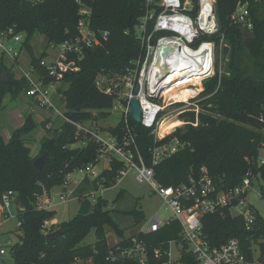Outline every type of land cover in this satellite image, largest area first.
<instances>
[{
    "label": "trees",
    "instance_id": "trees-1",
    "mask_svg": "<svg viewBox=\"0 0 264 264\" xmlns=\"http://www.w3.org/2000/svg\"><path fill=\"white\" fill-rule=\"evenodd\" d=\"M79 1L92 8V27L106 30L109 35L101 45L84 50L79 70L65 73L61 90L66 112L82 122L107 119L114 96L102 92L96 86V79L102 75L123 74L139 60L142 45L135 27L145 13V0H0V30L15 27L16 31L23 32L25 50L41 69L40 61L46 53H35L34 37H44L50 46L76 35ZM239 1L216 0L219 33L214 37L219 48V35L224 34L222 53L228 58L229 72L220 76L217 70L205 81L201 94L205 98L200 102L202 110L198 117L192 111L181 115L187 121L198 120V125L189 123L184 129L178 128L175 134L190 141L191 146L155 166V178L165 186L188 183L191 176L200 174L203 166L221 189L239 185L249 169L255 172L256 179L264 180V164L258 163L260 150L264 148V0L251 3L254 27L250 33L231 18ZM242 51L254 59V66L241 62ZM1 68L8 71L10 80L5 83L0 79V105L4 93L17 95L27 87L24 79L13 77L5 63H1ZM177 120L173 125H177ZM130 121L137 126L132 118ZM38 126L33 114H28L8 140L0 137V200L3 192L14 190L24 204L18 214L22 222L16 229L19 240L9 247L14 264H111L107 260L109 252L116 245H126L131 236H127L114 219L109 202L102 196L91 213L76 214L55 226L54 231L62 229L63 233L52 242L47 241L42 226L56 211L40 207L38 199L62 185L72 170L96 162L98 145L90 142L86 147L72 146L77 142L75 127L65 123L61 130H47L40 139L39 154L33 155L27 136ZM121 126L122 121L108 130L114 133L121 130ZM137 133L140 150L150 164L149 148L155 142V135L142 125ZM45 152L49 153V158L42 169H37L34 160ZM121 167L122 163L115 161L103 171L107 187L116 184ZM97 187V180L86 179L78 192ZM262 189L264 191V186ZM123 194L121 191L119 196ZM254 210L255 220L250 226L242 216L231 215L227 207L207 213L202 217L203 234L213 245L237 237L248 259L257 256L264 262V217ZM122 213L132 216L137 224L146 218L144 211L137 207ZM108 226L119 238L114 245H110L107 238ZM93 229L95 242L82 243ZM181 231V224L174 220L159 231L146 234L148 261L132 259L126 264H162L167 257H155L153 248L166 250L172 240L181 245L180 264H198L182 239Z\"/></svg>",
    "mask_w": 264,
    "mask_h": 264
},
{
    "label": "built area",
    "instance_id": "built-area-1",
    "mask_svg": "<svg viewBox=\"0 0 264 264\" xmlns=\"http://www.w3.org/2000/svg\"><path fill=\"white\" fill-rule=\"evenodd\" d=\"M252 1L258 0H240L231 15L232 20L247 33L254 27ZM79 4L76 35L62 43L48 46L50 50L53 48L56 51L53 58H50L51 54L48 56L45 49L41 50L46 53L40 61L44 73L31 58H24L26 36L23 32L16 31L15 27L0 30V64L13 67L19 78L25 80V93L34 101L33 109L44 113L41 120L44 128L61 130L63 124L70 123L75 127L77 139L72 146L86 147L90 142L98 145L96 162L69 172L65 182L59 185V200L53 197V188L40 197L42 201L39 206L55 211L57 204H67L74 199L81 204L83 200L89 199L94 207L101 196L98 193L109 188L105 184L103 171L119 161L122 167L118 171L116 183L133 171L139 182L149 183L162 197L172 214L163 217L157 211L145 219L138 233L132 235L126 245H116L109 252L107 260L111 264H126L132 259L147 262L149 245L145 235L159 231L174 220L181 224V237L189 245L198 264H264L257 256L248 259L237 237H231L221 245H213L202 231V217L224 207L230 209L231 215L242 216L247 226L254 222L255 210L247 200V194L256 181L252 169H249L239 185L228 189L219 188L205 166L198 176H191L188 183L165 186L155 178L156 165L191 146L190 141L175 134L179 125L161 134L163 121L172 117L171 111L175 107H180L176 109L177 117L189 111L195 112L198 117L201 110L198 103L205 98L201 95L204 83L216 74L218 46L214 36L219 33L216 0H145V13L135 27L142 45L139 60L123 74L113 77L102 75L96 79V86L102 92L114 96V105L109 111H121V130L114 133L103 124L107 123L108 118L82 122L74 120L66 112L65 97L61 90L65 73L79 70L84 50L101 45L109 35L106 30L92 27V8L83 5L81 1ZM219 37L223 43L224 34L221 33ZM168 46L171 48L164 55L163 48ZM176 89L184 90L189 95L181 99L175 93ZM133 98L139 101L142 112L141 121L135 123L150 129L155 135V142L149 148L150 164L140 150L138 128L130 121ZM187 123L197 126L198 120ZM102 160H105V167L98 170ZM258 163L264 164L261 155ZM86 179L97 180L98 187L79 193L78 189ZM18 202L14 190L3 192L0 214L4 220L16 216L17 227H21L18 215L12 212ZM59 223L56 214L46 219L42 226L43 232H53ZM12 244L11 240L5 242L0 234V264H7L4 258L10 254L9 247ZM177 244L176 240H172L169 248L163 250L157 246L153 248V253L157 258L167 257L162 264H180L181 253L175 254L174 251V245Z\"/></svg>",
    "mask_w": 264,
    "mask_h": 264
},
{
    "label": "rangeland",
    "instance_id": "rangeland-1",
    "mask_svg": "<svg viewBox=\"0 0 264 264\" xmlns=\"http://www.w3.org/2000/svg\"><path fill=\"white\" fill-rule=\"evenodd\" d=\"M247 35V34H246ZM247 37V36H246ZM33 46L35 47L38 53L41 52L47 46V41L42 36H35L32 41ZM222 43L220 44L219 48L217 49V59H216V73L219 70V75L222 76L223 74L229 72L228 70V58L224 56L222 53ZM41 49V50H40ZM51 57L56 54L55 49L50 50ZM240 60L241 62L248 63L249 66H254L255 62L254 59L247 55L244 51L240 53ZM11 74L14 78L15 75L17 76V72L13 69V67L7 65ZM2 75V68L0 64V79ZM107 77H110L107 75ZM212 78V77H211ZM205 85V83H204ZM205 88V86H204ZM20 95L15 96L12 92H6L1 97V105H0V137L3 139H8L11 137L10 135V128H12V119L11 116H15L16 111H20L24 118L29 114V111H22L21 105L22 102L20 100ZM204 100V99H203ZM202 101V100H201ZM200 101V102H201ZM200 102L199 107L201 108ZM57 104L62 108L59 102ZM180 107H175L171 111L172 118H167L162 123V132H170L172 128L178 126L179 128H186L187 120L184 118L182 119L180 116H176V109ZM200 110V111H201ZM110 117L107 119V123H103L105 126H116L122 120V114L120 110H111ZM170 114V115H171ZM176 117V118H175ZM177 120V125H173V121ZM42 126L36 127L27 137L30 141V146L32 148L33 155H38L40 152V139L46 133L43 131ZM46 130V129H45ZM264 134V129L262 130ZM260 155L264 157V148L260 150ZM105 167V160H102L98 165V170H101ZM264 186V180L256 179L252 188L249 190L247 194V200L250 204L264 217V196H262ZM61 187L56 186L52 190L53 197L59 200V192ZM123 191V196H119V193ZM98 195L104 197L109 202V209L112 210V215L114 219L120 224V226L125 230V234L127 236L133 235L139 231L140 225L143 223L145 219H149L153 216L157 211L163 216H169L172 214L171 209L168 207L167 204L164 203L162 197L154 191L152 186L147 182H139L136 179V175L133 171H130L127 176L121 179V181L114 184L112 187L107 189H103L100 191ZM20 198L18 197V200ZM41 198L38 199L37 204H41ZM79 201L72 200L67 204H57L55 207L56 217L60 222L64 220H69L73 218L79 209ZM137 207L140 210H143L146 218L141 221L140 223H135L134 218L130 215L124 214L122 212L127 210H132ZM24 208V204L20 200L18 204L13 208V214L18 215L20 213V209ZM17 229V217L10 218L3 222L0 225V234L5 242L8 243L9 240L12 243H16L19 240V236L16 233ZM107 230V238L110 245H114L118 241V237L116 233L112 230L111 227H106ZM96 240V233L93 229L89 235L84 239L82 243H93ZM174 251L176 253V245H174ZM258 250L256 251V255H258ZM180 255V253H179ZM4 260L7 264H14V259L11 255H6Z\"/></svg>",
    "mask_w": 264,
    "mask_h": 264
},
{
    "label": "water",
    "instance_id": "water-1",
    "mask_svg": "<svg viewBox=\"0 0 264 264\" xmlns=\"http://www.w3.org/2000/svg\"><path fill=\"white\" fill-rule=\"evenodd\" d=\"M170 48L171 47H169V46L163 48L164 55H166V53H168ZM163 68L165 70H167L166 67H163ZM160 78H162V77H160ZM1 80L5 83L9 82L10 79H9V73L7 70L2 71ZM129 115L136 123H139L141 121L142 112H141L139 101L136 98H133L131 100V109H130ZM137 128L139 129V125H137ZM48 158H49V153L45 152L44 154L40 155L39 157H37L34 160V166L37 169H42L43 166L45 165V163L47 162ZM92 211H93L92 202L89 199H85L81 202L77 214L87 215V214L91 213ZM62 233H63L62 229H57L53 232L46 234V239L48 242H52L54 239H56Z\"/></svg>",
    "mask_w": 264,
    "mask_h": 264
},
{
    "label": "crops",
    "instance_id": "crops-1",
    "mask_svg": "<svg viewBox=\"0 0 264 264\" xmlns=\"http://www.w3.org/2000/svg\"><path fill=\"white\" fill-rule=\"evenodd\" d=\"M44 49H45V51H47L48 56H50V49H49V47L47 46ZM34 50H35V53L38 54V55L40 53H42V52L38 53V51H36L35 47H34ZM24 58L25 59H29L30 58V55H29V53L27 51L24 52ZM15 77L18 78V79H20L19 76H18V74H17V76L15 75ZM18 95H20L19 97H20V100L22 102V105H21L22 111L23 110L24 111H26V110L29 111V114H33L34 119L36 120V122L39 123L40 126H43V123L41 122V120L43 118L44 113L42 111H36L35 109H33V106L32 105L34 104V101L25 92H21V93L15 95V96H18ZM11 119H12V122L13 123L11 124L12 125V128H10V130H11L10 131V135H12L13 130L19 128L24 123V119L25 118H24L23 114L20 111H16L15 112V116H11ZM58 123H59V121H58ZM43 131H45L47 133V129L46 130L43 129ZM8 139H4V140H8ZM19 201H20V199H19ZM23 209L24 208L20 209V212H22ZM5 221L6 220H4L3 216L0 214V224H2ZM137 233H135V234H137ZM135 234H133V235H135ZM130 236H132V235H130ZM118 240H119V238H118ZM176 247H177L176 248V253L177 252H178V254L181 253V246H180V244L179 245L177 244Z\"/></svg>",
    "mask_w": 264,
    "mask_h": 264
},
{
    "label": "bare ground",
    "instance_id": "bare-ground-1",
    "mask_svg": "<svg viewBox=\"0 0 264 264\" xmlns=\"http://www.w3.org/2000/svg\"><path fill=\"white\" fill-rule=\"evenodd\" d=\"M198 84H199V89H201V84H200V82H198ZM175 93L177 94V96L178 97H180L181 99H185L188 95H189V93L188 92H186V91H184V90H179V89H176L175 90ZM169 118H172V117H169ZM168 118V119H169ZM176 118V117H175ZM167 119V118H166ZM178 119V118H177ZM176 127V126H175ZM173 129V128H172ZM161 134H164L163 132H162V126H161Z\"/></svg>",
    "mask_w": 264,
    "mask_h": 264
}]
</instances>
